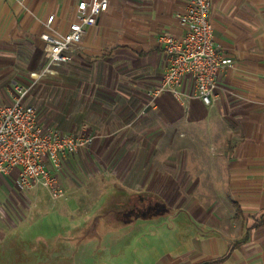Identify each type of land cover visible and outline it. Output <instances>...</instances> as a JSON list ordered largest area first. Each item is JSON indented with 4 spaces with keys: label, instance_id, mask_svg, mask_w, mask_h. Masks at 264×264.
I'll use <instances>...</instances> for the list:
<instances>
[{
    "label": "crops",
    "instance_id": "crops-1",
    "mask_svg": "<svg viewBox=\"0 0 264 264\" xmlns=\"http://www.w3.org/2000/svg\"><path fill=\"white\" fill-rule=\"evenodd\" d=\"M78 1L0 0V108L12 102L16 78L37 74L43 21L55 14L54 25L66 31ZM186 5L110 0L86 26L67 68L42 82L59 101L56 114L37 109L39 122L95 136L64 163L66 194L84 195L74 196L80 209L72 214H82L85 197L104 193L112 182V193H136L113 204L122 206L119 217L73 221L40 246L30 244L47 264H82V258L127 248L133 264H264V0H212L215 44L231 63L217 76L211 105L195 96L190 77L182 99L158 92L170 65L159 37L186 34L179 19ZM17 176L16 169L0 175V242L4 203L16 201ZM144 192L165 203L154 195L149 201ZM147 201L178 211L169 222L145 218L139 204ZM150 224L155 231L148 233Z\"/></svg>",
    "mask_w": 264,
    "mask_h": 264
},
{
    "label": "built area",
    "instance_id": "built-area-1",
    "mask_svg": "<svg viewBox=\"0 0 264 264\" xmlns=\"http://www.w3.org/2000/svg\"><path fill=\"white\" fill-rule=\"evenodd\" d=\"M10 1V0H5ZM24 4L25 0H15ZM185 10L179 14L180 22L187 28L183 37L165 32L159 37L170 65L158 92L169 91L176 98L186 94L185 78H192L196 86L195 96L211 105L218 87L217 76L231 63L215 44L211 21L212 0H186ZM110 0H79L75 19L66 31L54 23L55 14L43 21L40 38L49 58V65L68 64L72 50L82 42L85 28L96 22L106 12ZM33 84L26 86L17 80L12 82V102L0 108V175L18 171L17 184L22 189L45 187L52 199L66 196L61 175L69 155L93 143L95 136L67 134L59 129L42 125L36 107L24 100Z\"/></svg>",
    "mask_w": 264,
    "mask_h": 264
},
{
    "label": "rangeland",
    "instance_id": "rangeland-1",
    "mask_svg": "<svg viewBox=\"0 0 264 264\" xmlns=\"http://www.w3.org/2000/svg\"><path fill=\"white\" fill-rule=\"evenodd\" d=\"M39 65L40 67L33 79L24 81L20 78H16L15 80L26 86L33 84V87L24 100L27 105L36 107V109L43 112V116L53 115L58 111L57 104L59 97L55 95V91L51 93V84L43 86L42 82L46 78L58 76L59 71L67 67L65 64L48 66L49 58L44 49H42ZM60 109L62 108L60 107ZM53 128L56 127L53 126ZM166 151H168L167 147ZM68 170L69 169L66 166L68 174L66 176L71 177L72 174ZM106 183L109 182L107 181ZM112 187H115L113 182L112 184H108L104 193L93 192L88 198L85 197L81 210L82 214H72L76 208H78V210L80 209V204L77 201L75 202L74 196L80 195L84 198L83 193H67L64 198L55 200L51 198L49 191L43 186H38L33 189H22L18 186V188H16V201L4 203L7 217L3 218L6 224H3L1 228V234L5 235V237L4 240L0 242V264H47V262L44 261L47 259L46 257H41L39 252L32 253V251L29 250L30 244L33 248L40 246L42 238L58 233L63 229L62 227H66L73 221L83 222V219L86 221L95 215H101L102 217L110 215L121 216L120 213L115 211L116 209L120 210L122 206L119 207L118 205V207L115 208L112 207L113 204L115 206L122 198H126V196L129 195H135L136 193H123L119 191L112 193L110 192ZM144 194L147 193L144 192ZM181 195L182 197L185 196V194ZM146 196V199H149V201L156 199L162 200L160 202L165 203V200L159 194L153 193L151 195L154 197L153 199L149 198L150 194H147ZM149 201H147V203L144 202V204L140 202L139 204L140 207L145 205V209L142 208L145 213L143 214L145 215V218L152 219L153 217L154 219L157 217H164L166 221L169 222L168 219L173 218L172 212L178 211L169 208L166 204L165 207L163 205L158 207L155 205L154 207ZM64 203H66L68 209H63ZM13 222L17 224L16 228L12 227ZM145 228V231L148 233L155 231V225L153 226L150 224ZM130 250L131 249L127 248L125 254L117 250L99 252L92 257L82 258V264H133V252ZM36 254H38V256H36Z\"/></svg>",
    "mask_w": 264,
    "mask_h": 264
},
{
    "label": "trees",
    "instance_id": "trees-1",
    "mask_svg": "<svg viewBox=\"0 0 264 264\" xmlns=\"http://www.w3.org/2000/svg\"><path fill=\"white\" fill-rule=\"evenodd\" d=\"M142 195V194H141ZM140 194H137V196H140V197H142ZM147 194H144V197L146 198L147 196H146ZM151 199L153 198V197H150ZM160 201H162V200H160Z\"/></svg>",
    "mask_w": 264,
    "mask_h": 264
},
{
    "label": "flooded vegetation",
    "instance_id": "flooded-vegetation-1",
    "mask_svg": "<svg viewBox=\"0 0 264 264\" xmlns=\"http://www.w3.org/2000/svg\"><path fill=\"white\" fill-rule=\"evenodd\" d=\"M145 209V208H144Z\"/></svg>",
    "mask_w": 264,
    "mask_h": 264
}]
</instances>
